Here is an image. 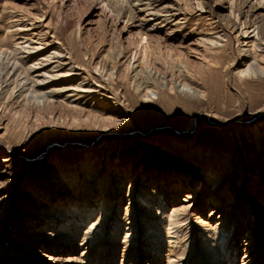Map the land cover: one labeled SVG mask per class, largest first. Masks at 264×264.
I'll return each mask as SVG.
<instances>
[{
  "label": "rangeland",
  "instance_id": "obj_1",
  "mask_svg": "<svg viewBox=\"0 0 264 264\" xmlns=\"http://www.w3.org/2000/svg\"><path fill=\"white\" fill-rule=\"evenodd\" d=\"M1 52L0 264H211L207 235L221 263L264 264V74H239L264 68V0H0ZM24 71L102 91L36 105Z\"/></svg>",
  "mask_w": 264,
  "mask_h": 264
},
{
  "label": "bare ground",
  "instance_id": "obj_2",
  "mask_svg": "<svg viewBox=\"0 0 264 264\" xmlns=\"http://www.w3.org/2000/svg\"><path fill=\"white\" fill-rule=\"evenodd\" d=\"M140 11H142V9H140ZM150 14H151V12H150ZM156 14H157L156 12L153 13V15H156ZM247 27L248 26H246V29H247ZM248 31H249V29L246 30L245 32H243V37L244 38H247V39L248 38L249 39L256 38L255 40H257V38L260 39V36H259V33H260L259 27L256 26L250 32H248ZM27 37L28 36H24V38H27ZM24 42H27V41H24ZM217 44H218V41H213V45H217ZM27 46L28 45H25L24 46L25 49H26V51L28 49ZM253 47H254V49H257V50H261L262 49V46L260 44H258V43H256V44L253 43ZM20 49L24 50L23 46ZM30 51L31 50L28 49V52H30ZM2 52H4V51H2ZM2 52L0 53V59H1L2 55L8 53V52L7 53L5 52V53L2 54ZM246 52H248V50ZM50 55H48L47 58H44L42 61H44V62L48 61L49 60V57H50V59H55L56 65L53 66V67H51V68H53V70H56L55 72L64 73V74H60V75L58 73V76H60L61 78H67V77H70L72 75H75L76 73L78 75V74H80V72L79 71H76V70L83 69L79 65L78 66L73 65L71 61H67L69 59V57L67 59L66 58L67 56L66 55H63V53H60L59 51L58 52L56 51L54 53L53 57H51ZM246 57H247V55H246ZM108 59H110V57ZM256 60L257 59H254L253 61H251L249 59L245 60V63L243 64V69L239 70V74L241 75V77L252 76V75L258 74L260 71H261V73L264 74V68ZM111 61L112 62H115L117 60L115 59V60H111ZM143 63H144L143 60L140 61L138 63V66L141 67L143 65ZM16 64L13 66V69H15ZM40 64H41V62H40ZM48 65H49V63H48ZM68 65H71L70 68L61 72L60 69L63 66L67 67ZM33 67H35V66L34 65H30L29 68H27V70L31 72V70L33 69ZM261 68H262L263 71L261 70ZM24 73H25V77H24L23 80H21V83L20 84L23 87L25 85H29V87L23 89V87L21 86L22 87V91L19 93L18 97L22 98L25 102H31V103L34 102L36 105H43V104L44 105H48V104H50L51 100L54 99V97L55 98L56 97H63V99H70L71 101H79L82 98L95 99L96 100V97L98 95H100L99 93L102 91V85L101 84L99 85V83H96V82H90L91 80L88 81V82H86L85 80H82L81 82H79L77 84H69L68 86H64V87H60V88L59 87L58 88H54V87H52V86H54V84H50L49 83L50 81H48L49 78H52V76H54L53 74L51 76L47 77V73L48 72L45 71V72H43V74H40V75L43 76L42 78H40V79H38V78L37 79L32 78L31 79L30 78V74H27V71H24ZM179 74L181 76H183L185 79H187L188 81L193 79L192 73H190V71L187 70V68H186L185 65L182 66V69L181 68L179 69ZM135 76L137 78H139V80H140V84H138V85H145V87H148L149 88L148 85L151 83V80H149V77L147 78L146 76H144V74H142L140 72V69L136 71ZM66 80H70V79H66ZM187 80H185V81H187ZM182 84L186 88H192L191 87L192 86V83H190L191 86H188L185 83H182ZM8 86H9V84H7L6 81H3V80L1 81V78H0V91H2L4 88H6ZM11 94L12 95H15V90H13L11 92ZM192 127H193L192 125L191 126L189 125L188 126V129L191 130ZM89 184H91V183H89ZM85 207L87 208V206H85ZM82 212H84V209H83ZM82 212H80V213H82ZM129 212H131V211H129ZM157 214L161 216L160 217V221H162V224L168 222V231H169L168 234L169 233L179 234L181 232V230L179 229L178 221H175V219H173V216L172 215H171V217L167 218L166 216H164L165 215L164 212L162 214H160L159 212H157ZM74 215H76V214H74ZM102 215L103 214H101V217H102ZM83 216H84V214H81L80 215V217H83ZM133 220H135V219H133ZM94 226H95V224L92 225L90 229H92V228L94 229ZM130 227L127 228V229L128 230L131 229ZM134 228L135 227H133L132 230ZM210 229H214V228H210ZM91 232L88 230L86 232V235H85V238H84L88 242H91V236L93 235V234H91ZM50 236H51V238L52 237L56 238V236H54V234H50ZM207 236H205V239H206ZM248 236H249V234H248ZM205 239L201 243L202 246H203L202 250H203V252L205 254L204 257L210 258L208 261L211 264H224V263H221V260L222 259H218V258L220 256L219 249H221L220 247H222V245L225 243V241H222V238H220V239L218 238V241L216 243H214V244L212 243L211 244V243H209L210 240L208 242H206ZM249 240H250L249 243H251V239H249ZM179 242L181 243L182 240L179 241ZM173 243H175V242H173ZM205 243H207V244H205ZM172 247H174V246H172ZM168 259H169V264H177L179 262V261H177L176 259H174L172 257H170ZM252 261H253V259H250V261H248V263H246V264H251ZM97 263H98V261H97ZM97 263H95V264H97Z\"/></svg>",
  "mask_w": 264,
  "mask_h": 264
}]
</instances>
